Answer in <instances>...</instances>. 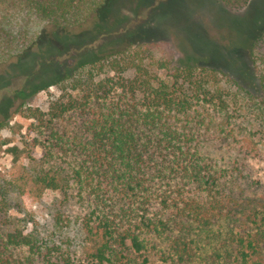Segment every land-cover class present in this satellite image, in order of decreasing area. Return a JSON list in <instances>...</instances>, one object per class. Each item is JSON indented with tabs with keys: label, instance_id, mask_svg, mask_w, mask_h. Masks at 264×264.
<instances>
[{
	"label": "rangeland",
	"instance_id": "rangeland-1",
	"mask_svg": "<svg viewBox=\"0 0 264 264\" xmlns=\"http://www.w3.org/2000/svg\"><path fill=\"white\" fill-rule=\"evenodd\" d=\"M262 18L264 0H250L238 8L220 0H108L85 29L46 25L34 49L0 68V258L9 264H44L27 248L7 244L9 232L22 230L60 245L65 256L81 264H91L92 254L105 241L84 225L97 209L96 192L110 203L104 204V214L116 219L120 231L141 219L138 210L122 211L130 209L135 197L123 192L122 173L112 171L129 160L118 153L99 163L92 155L94 135L104 128L100 122L109 114L123 115L124 129L132 126L141 141L137 148H147L146 134L163 139L164 130L177 133L175 145L181 149L199 150L193 162H198L202 174L191 179L183 169L168 165L160 173L165 163L160 160L150 159L142 168L146 185L140 192L154 193L148 213L158 221L156 230L143 235L150 264H171L176 239L188 243L192 252L188 264H230L222 244L250 233L256 238L259 234L264 254V118L219 72L204 74L214 99L187 109H158L139 84L143 78L156 84L168 80V72L159 66L172 60L181 67L223 71L259 93L264 47H254V39ZM125 44L154 45L153 52L141 53L148 72L139 73L140 60L133 61L130 55L122 65L98 62L76 72L83 79L92 78V89L81 96L72 91L70 80L54 84L64 72L73 73L81 63ZM100 84L105 85L99 89ZM70 94L84 96V106L54 116L57 100L67 102ZM220 95L227 106L219 105ZM147 113L160 114L159 123H147ZM156 146L153 142L148 147ZM99 164L105 169L101 176L96 172ZM211 171L230 183L234 192L227 195L224 190L229 198L214 207L205 206L209 183L200 182ZM113 178L117 183H111ZM52 179L56 187H49ZM97 183L101 189L95 188ZM167 192L203 204L210 224L174 218L177 207L163 201ZM130 256L135 264L140 262L138 255Z\"/></svg>",
	"mask_w": 264,
	"mask_h": 264
},
{
	"label": "trees",
	"instance_id": "trees-1",
	"mask_svg": "<svg viewBox=\"0 0 264 264\" xmlns=\"http://www.w3.org/2000/svg\"><path fill=\"white\" fill-rule=\"evenodd\" d=\"M220 1L227 6L235 8L242 7L250 2V0ZM107 2L108 0H0V68L34 49L46 25L75 27L77 30L85 29L88 20L101 13ZM143 45L133 47L130 44H125L103 54L99 59L83 62L74 68L73 73L64 72L62 76L56 79L54 84L70 80L72 91L81 96L89 87L92 89V78L83 79L81 73L76 75V72H80V69L87 64L95 65L98 62H103L104 65L107 64L109 67L122 65L123 61L130 55L133 61L140 60V63L136 64L139 73L142 71L148 72V67L143 65V60L145 59L141 53L149 54L153 52L154 45ZM254 47L259 49L264 47V18L261 19L256 30ZM159 69L168 72V80L163 79L156 84L149 78H143L139 82L140 88L144 91V97L148 98L151 104L158 109H187L195 102L201 103L208 99H214V96L209 97L210 91L208 89L210 84L205 79L204 74L206 72H219L222 73L228 84L235 86L246 97L247 104L255 109L260 117L264 118V71H259V93H255L235 77L233 78L214 68L181 67L174 65L172 60H168L162 66H159ZM104 85L100 84L98 88L100 89ZM132 87L134 86L132 85ZM73 95L70 94L67 102L57 100L53 108L55 110L54 116H60L84 106V96L79 99ZM225 96L220 95L218 101L219 105L223 107L228 105ZM158 113L162 112L158 111ZM159 115L147 113L145 114V119L148 121L147 123H153L154 126L159 123V121L156 123ZM108 117L103 119V122H100V125L104 128L96 131L94 135L95 142L92 147V155L96 160L98 159L99 163L102 160L104 161L106 156L109 159H113V156L118 153L129 160L123 166L112 168V171L122 173V182L124 181L122 185L123 192L127 193V197H135V199L131 200L130 209L127 208L125 210L122 208V211L124 213H132L138 210L141 212L142 217L135 222L136 224L128 223L120 231L117 228L116 219L109 218L104 214V204L110 205V203L104 196H100V192H96V195L99 196L96 206L101 214L97 212V209L93 210L91 215L88 216V220H85L84 225L90 232L95 229L96 233H100L105 241L92 254L93 260L91 264H135L134 257H131L130 253L139 256V264H150L146 238L143 235L148 231L156 230L158 221L148 213L154 193H149L147 189L140 192V186L144 185L145 187L146 185L142 168L150 159L160 160L165 162L162 166L160 165V173H164L165 171L163 170L164 168L167 169L166 165H168L174 170L176 168L183 169L189 179H191L192 175H199L197 170L199 164L198 162H193L199 150L181 149V147L175 145L178 143L176 141L177 133L164 130H162L163 139L159 137L155 140L152 135L146 134L144 146L146 145L147 148H144L145 150L137 148L141 141L137 139V134L132 126L129 129H124L125 122L121 121L123 115L120 114L118 117L113 118V115L109 114ZM153 142L157 143V146L151 148L153 149L151 150L148 146ZM166 143L174 144L172 147H168L167 145L165 146ZM146 149H150L149 152ZM96 167L98 169V171L96 170L97 175L101 176L103 165L99 164ZM110 167H112L111 163H109L108 169ZM103 171H105L104 167ZM80 173L81 170L78 171L79 175ZM202 177L204 178L200 182L206 181V183H209V195L207 194L205 206L210 203L214 207L220 204L222 200L229 198L227 195L234 194L230 183L224 182L222 177L217 175L216 172H208ZM210 179L212 180L211 182ZM112 182L117 183V178H113ZM48 185L49 187L57 186L54 179ZM100 187V183L95 186L97 189H101ZM224 190L227 193L225 197L222 193ZM163 199L165 203H169L171 206L173 204L177 207V214L174 218H178L179 221L191 224L201 222L204 226L210 224L205 211L206 207L200 202L195 204V200L192 197L179 200L177 195L170 196L167 192L164 193ZM134 205L136 207H132ZM262 220L264 221V216ZM258 235L257 233V238L256 234L252 235L251 233L247 234V236L233 237L227 240L225 244H222L226 253L225 258L228 260L227 263L264 264L262 239ZM7 244L19 248H27L33 259L41 258L44 264H81V262L75 261L72 256H65L60 245L51 244L34 232L13 230L7 234ZM187 246L188 243L184 240H174L171 248L175 258L171 264H188L192 252ZM262 255L263 259H260ZM0 264H9V262L0 258Z\"/></svg>",
	"mask_w": 264,
	"mask_h": 264
}]
</instances>
